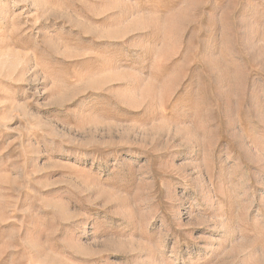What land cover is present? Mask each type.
Listing matches in <instances>:
<instances>
[{
    "label": "rangeland",
    "instance_id": "rangeland-1",
    "mask_svg": "<svg viewBox=\"0 0 264 264\" xmlns=\"http://www.w3.org/2000/svg\"><path fill=\"white\" fill-rule=\"evenodd\" d=\"M0 264H264V0H0Z\"/></svg>",
    "mask_w": 264,
    "mask_h": 264
}]
</instances>
